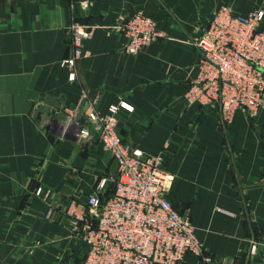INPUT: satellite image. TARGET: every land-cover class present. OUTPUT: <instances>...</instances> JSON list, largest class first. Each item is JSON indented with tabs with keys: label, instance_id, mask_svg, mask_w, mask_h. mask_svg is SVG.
I'll return each instance as SVG.
<instances>
[{
	"label": "crops",
	"instance_id": "obj_1",
	"mask_svg": "<svg viewBox=\"0 0 264 264\" xmlns=\"http://www.w3.org/2000/svg\"><path fill=\"white\" fill-rule=\"evenodd\" d=\"M222 4L246 15L264 0H0V264H79L84 246L64 210L109 195L115 164L66 110L84 120L90 106L119 102L132 107L117 114L122 141L162 155L167 198L215 264H264V111L225 123L184 100L198 73L191 40ZM137 11L163 37L126 55L117 20ZM73 23L93 35L69 68ZM184 264L203 263L187 253Z\"/></svg>",
	"mask_w": 264,
	"mask_h": 264
},
{
	"label": "built area",
	"instance_id": "obj_2",
	"mask_svg": "<svg viewBox=\"0 0 264 264\" xmlns=\"http://www.w3.org/2000/svg\"><path fill=\"white\" fill-rule=\"evenodd\" d=\"M263 20L264 7L246 15L236 14L226 4L214 11L201 34L191 40L198 51V73L184 94L187 105L216 109L225 123L236 112L255 120L264 111ZM117 21L126 55H136L163 37L143 11ZM69 30L72 54L62 64L74 68L93 31L79 23L71 24ZM69 78L74 79L73 71ZM122 109L132 107L119 102L102 112L90 106L84 120L66 110L64 122L76 125L78 136L96 137L115 164L109 195L94 192L85 202H68L64 210L75 221L78 241L84 246L79 264H184L187 253L198 256L203 264H215L196 239L189 216L167 198L174 176L163 170L162 155H145L122 141L117 120ZM40 192L38 188L36 193ZM255 250L253 243L250 254Z\"/></svg>",
	"mask_w": 264,
	"mask_h": 264
}]
</instances>
